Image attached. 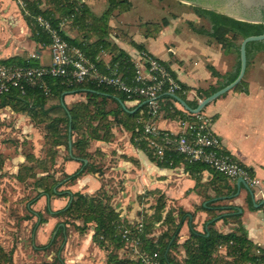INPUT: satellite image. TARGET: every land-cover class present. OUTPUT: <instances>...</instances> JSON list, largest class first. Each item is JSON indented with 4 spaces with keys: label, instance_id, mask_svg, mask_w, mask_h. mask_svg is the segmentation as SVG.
Returning a JSON list of instances; mask_svg holds the SVG:
<instances>
[{
    "label": "crops",
    "instance_id": "1",
    "mask_svg": "<svg viewBox=\"0 0 264 264\" xmlns=\"http://www.w3.org/2000/svg\"><path fill=\"white\" fill-rule=\"evenodd\" d=\"M80 1H83L91 15L97 18L106 13L109 7L108 0ZM127 2L130 4L128 8L124 3H120L107 18L96 20L90 27L82 22L68 21L62 29L69 39L83 42L86 55L91 57L101 70L105 71L115 65L120 70L119 59L115 58L124 54L127 60L133 59L140 45L169 66L173 75L184 86V96L191 101L202 99L199 94L219 86L224 81L222 76L234 71V51L225 52L215 40L197 31L201 26L206 31L211 30V23L207 18L192 10L186 16H163L156 21L149 19L130 23L123 18V14L133 5L131 0ZM54 15L58 16L57 13ZM163 19H166L165 24ZM60 20L61 18L59 22ZM102 44L103 46L99 47ZM257 55L258 52L247 65L243 77L247 83L246 92L231 89L200 111L212 119L211 127L222 138L228 151L256 178L258 184L249 187L252 195L244 186L238 187L236 180L224 179L208 167L190 173L182 163L174 167L159 166L150 159L144 148L133 143L132 132L122 125L125 119L123 113L117 115L118 119L122 120L111 123V136L108 140L92 139L89 142V160L94 162L100 172L86 171L63 189L94 194L102 188L110 196L111 203L120 217L129 223L137 222L144 215L151 214L158 197L162 195L165 202L163 215L170 211L178 221L180 212H184L177 235L178 246L170 251L171 256L178 261L185 257L182 245L191 238V224L197 233L212 228L226 234L236 231L240 223L255 253L264 249V203L256 205L263 201L264 197V63L253 62ZM13 56L34 60L39 65L50 62L48 45L38 42L32 35L31 27L16 1L0 0V59ZM209 67L221 76H214ZM102 94L110 96L106 100L107 109L117 107L112 98H115L125 111L132 112L137 109V104L133 101H121L116 95L103 92ZM87 98L84 92L68 93L64 95L62 104L70 106L76 102H85ZM51 102L55 103L56 99ZM173 105L177 109L176 114L159 111L153 121L157 128L171 132L180 131L177 118L184 113L177 101ZM2 109V116H13L15 125L20 126L23 123L22 132H29L28 127L33 123L26 114L13 111L10 106L0 108ZM139 114V120L143 121V108ZM108 118L113 117L109 115ZM55 159L67 174L81 168V162L78 160L65 159L62 156ZM84 160L87 162V159ZM59 198L65 202L58 200ZM248 198L254 203L252 208L247 203ZM53 201L64 203L63 208L69 199L58 197ZM234 214L239 215L238 220L231 218ZM211 217H214L212 224L209 221ZM156 229L159 232V222L154 224V230ZM89 231L92 234V229ZM225 252L224 246L219 248L220 254L224 255Z\"/></svg>",
    "mask_w": 264,
    "mask_h": 264
},
{
    "label": "trees",
    "instance_id": "2",
    "mask_svg": "<svg viewBox=\"0 0 264 264\" xmlns=\"http://www.w3.org/2000/svg\"><path fill=\"white\" fill-rule=\"evenodd\" d=\"M25 2L32 16L41 14L48 17L55 26L60 18L62 19L65 16L73 14L71 21L75 23L82 22L88 27L94 25L96 20L107 18L110 12L120 3H124V5L127 6L126 8L130 5L127 0H108L109 7L106 13L97 18L91 15L85 3L80 0H25ZM192 10L199 16L207 18L211 23L210 31H206L202 26L197 28V31L211 37L221 45L225 52L232 50L236 54L234 71L227 76H222L224 81H222L219 86L211 87L203 91L202 94H199L201 98H204L220 87L228 84L236 77L239 70L240 41L246 36L261 34L264 31V24L236 20L225 14L197 5H193ZM56 13L58 16L54 15ZM25 19L28 25H30L32 35H34L37 41L48 45L49 38L47 34L34 24L31 16H25ZM163 23H166V19H163ZM61 34L69 43L78 45L86 52V46L83 42L69 39L64 35L63 31H61ZM102 46L103 44L99 47ZM138 48L143 49L140 45H138ZM259 51H264V40L247 43V65ZM115 59H119L118 61L122 70H129L131 67L130 61L127 60L124 54H119ZM0 62L22 66L39 65L38 62L34 60L20 56L0 59ZM209 68L214 76H221L212 67ZM48 83L51 91L49 95H45L37 88L30 87L26 89L24 94H21L16 89H11L9 92L0 94V108L10 106L13 111L26 114L29 121L33 123L34 126L43 125L46 131L45 136L47 139H51L52 147L58 148L63 145L66 149L64 158L78 160L81 162V168H78L72 174H67L61 170L62 177L56 179L44 168L42 165L43 162L39 161L45 173L44 175L37 177L36 174L32 172L23 174L22 168H19L16 178L23 179L28 176L37 179L35 183L39 191L30 201H34L36 197L41 194L49 196V198L66 197L71 199L70 203L65 207L57 210H53L50 205L47 204L45 212L51 217L65 216L68 219H73L71 220L72 225L75 230L80 233H83L87 228L89 230L92 229L91 241L99 248L107 251L106 264H139L135 258L121 256L119 254V251L124 248V243L120 236V228L123 226L129 227L130 231L135 234V226L137 223H129L125 219H122L119 212L113 207L110 196L107 195L102 188L94 194H84L81 192H71L68 189H54V186L57 184L58 186H68L86 171L100 172L94 162L89 160L90 153L87 151V148L90 140H108L111 136V123L122 120L117 117L119 113H123L125 117L122 125L130 130L132 134L136 133V131L140 129L139 118L141 115L139 111L144 105L139 104V102L136 105V110L132 112L125 111L121 108L119 102L115 98H112V100L116 102L117 107L115 109H107L105 107L106 100L110 96L108 97V95H104L102 92L116 95L121 101H128L126 96L110 88L97 86L93 83L65 86L61 83L59 78H49ZM182 87L184 86L182 85ZM233 90L246 92V81L242 79ZM81 92H84L86 96H88L85 102H76L70 106L62 104L65 94ZM177 95L185 99L191 107H195L198 103L197 100H187L186 96L180 93ZM60 97H62V99ZM52 99H56V102L52 103ZM96 99L100 100L96 101ZM171 99L174 101L169 95L162 94L159 101V111L173 115L169 111V105L173 103ZM109 115L113 118L109 119ZM69 128L70 131L68 130ZM69 134L71 140V153H69L68 145ZM140 147L145 149L143 144H141ZM49 155L51 159L54 156V152ZM148 155L151 157V160L161 167H174L182 163L185 169L190 173H194L202 167H207L201 162H186L182 159L181 155L176 153L166 154L162 161L152 158L150 154ZM25 159L27 161H38L34 154H27ZM83 159H87L85 164L83 163ZM23 167L25 170H32L31 166ZM212 172L224 179H228L213 170ZM50 179L53 182L52 184H48L47 182V180ZM247 203L251 208L253 207L254 203L251 198H248ZM164 206L165 202L163 196L160 195L156 201L154 211L149 215H144L140 220L143 227L141 233H139L142 247L148 251L156 249L159 253L161 264H246L248 262L251 264H264V249H259V252L255 253L254 247L248 241L243 229L240 227V223L236 231L226 234L217 232L212 228H208V230L203 233H197L194 225L191 224V238L186 240L182 245L185 257L182 261L175 260L174 257L171 256L170 251L172 248L178 246L177 235L184 212H180L179 220L176 221L170 211L166 212L164 215L162 214ZM29 213V216H25L24 219H30V216L37 217V221L33 225L34 236L36 228L40 224L46 223L47 220L40 211L29 209ZM212 218L214 217H211L209 220L210 224L213 223ZM231 218L238 220L239 215L234 214ZM156 222H159L160 229L155 235L154 224ZM67 223L68 222H62L61 224H57L53 234V240H50L46 245L34 246L35 250L45 251L54 244L57 237H60L61 242L57 248V255L54 258L56 264H65L60 252L62 251L63 243L67 235ZM222 246L226 249L224 255L219 253V248ZM9 257L10 254L0 244V264L9 261Z\"/></svg>",
    "mask_w": 264,
    "mask_h": 264
},
{
    "label": "built area",
    "instance_id": "3",
    "mask_svg": "<svg viewBox=\"0 0 264 264\" xmlns=\"http://www.w3.org/2000/svg\"><path fill=\"white\" fill-rule=\"evenodd\" d=\"M15 1L22 14L31 16L34 24L47 34L50 62L38 66L0 62V94L11 89L24 94L30 87L49 95V78H59L65 86L93 83L110 88L124 94L128 101L144 105V120L139 121L140 129L132 134V141L136 146L143 144L152 158L162 161L166 154L176 153L184 161L201 162L228 179L242 178L250 188L258 184L251 171L228 151L222 138L214 132L211 127L212 119L202 112L191 113L181 107L184 115L177 118L179 132L161 130L154 125L153 121L159 113L161 95L186 93L165 62L149 51L139 49L133 59L129 60V70H119L115 65L103 71L83 49L69 43L62 36L61 31L72 20L73 14L63 17L55 26L48 17L41 14L32 16L25 0ZM173 103L169 105V111L176 114L177 109ZM262 200L264 203V197ZM136 223L135 234L129 227L120 228L124 245L139 264H161L156 249L148 251L142 247L139 233L143 225L140 220Z\"/></svg>",
    "mask_w": 264,
    "mask_h": 264
},
{
    "label": "rangeland",
    "instance_id": "4",
    "mask_svg": "<svg viewBox=\"0 0 264 264\" xmlns=\"http://www.w3.org/2000/svg\"><path fill=\"white\" fill-rule=\"evenodd\" d=\"M132 8L123 14V18L130 23L159 20L163 16L168 18L189 14L193 5L182 0H131ZM264 63V51H259L253 62ZM252 62V63H253ZM0 110V244L10 254L9 261L4 264H56L54 258L61 238L57 237L54 244L45 251L35 250V245H46L53 240L57 224L68 222L66 225L67 235L60 252L65 264H106L107 251L97 249L90 241L91 231L87 228L83 233L75 230L72 225L73 219L65 216L51 217L45 212L47 204L53 210L62 208L64 203H56L57 198H46L38 195L34 201H30L39 189L35 178L26 176L23 179L16 178L19 168L22 173H35L42 176V161L44 168L56 179L62 177L61 165L55 158L65 157L66 149L63 145L58 148L52 147L50 138H46L43 125L33 126L30 124L28 131L22 132L23 123L15 125L13 116L4 117ZM25 123V122H24ZM54 156L50 159V155ZM34 154L36 161H27L26 155ZM55 157V158H54ZM23 166H31L32 170H25ZM21 170V169H20ZM52 184V180H47ZM63 189L64 186L55 185L54 189ZM62 202V198H59ZM66 200V199H65ZM54 202V204H53ZM29 209L43 213L47 222L40 224L33 236V225L37 221L36 216H29ZM158 229L155 230L157 234ZM121 256L133 258L131 251L124 245L119 252Z\"/></svg>",
    "mask_w": 264,
    "mask_h": 264
},
{
    "label": "water",
    "instance_id": "5",
    "mask_svg": "<svg viewBox=\"0 0 264 264\" xmlns=\"http://www.w3.org/2000/svg\"><path fill=\"white\" fill-rule=\"evenodd\" d=\"M184 2L190 3L192 5H197L202 8L209 10H214L216 12L225 14L236 20L250 22V23H263L264 24V0H215L213 2H199L191 0H182ZM264 40V31L261 34L249 35L244 37L239 44V70L236 77L228 84L220 87L204 98L200 99L195 107H191L187 101L176 94H171L170 96L177 101L184 109L191 113H198L204 109V107L218 98L219 96L225 94L227 91L233 89L240 81L243 79L246 67H247V56H246V45L251 41H261ZM70 131V128L68 129ZM68 145L71 146L70 134L68 139ZM85 163L86 160L83 159ZM236 185L240 187L244 186L250 195H252L251 189L246 185L242 178L236 179ZM49 198V196H46ZM71 199H69L70 203ZM263 201H260L261 205Z\"/></svg>",
    "mask_w": 264,
    "mask_h": 264
},
{
    "label": "flooded vegetation",
    "instance_id": "6",
    "mask_svg": "<svg viewBox=\"0 0 264 264\" xmlns=\"http://www.w3.org/2000/svg\"><path fill=\"white\" fill-rule=\"evenodd\" d=\"M191 1H199V2L202 1V2H206V3L208 2V3H209V2H213V1H215V0H191Z\"/></svg>",
    "mask_w": 264,
    "mask_h": 264
}]
</instances>
